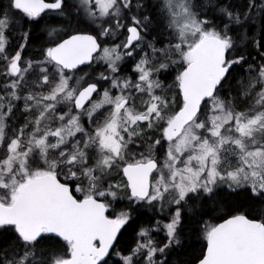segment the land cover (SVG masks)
<instances>
[{"label": "snow or ice", "instance_id": "snow-or-ice-1", "mask_svg": "<svg viewBox=\"0 0 264 264\" xmlns=\"http://www.w3.org/2000/svg\"><path fill=\"white\" fill-rule=\"evenodd\" d=\"M0 264H264V0L0 3Z\"/></svg>", "mask_w": 264, "mask_h": 264}, {"label": "trees", "instance_id": "trees-1", "mask_svg": "<svg viewBox=\"0 0 264 264\" xmlns=\"http://www.w3.org/2000/svg\"><path fill=\"white\" fill-rule=\"evenodd\" d=\"M5 2H6V0H0V3H5ZM237 2L238 3H243L244 0H237ZM35 35L37 37H40L41 39L43 38L42 35H41V32H40V29L39 28H37L35 30ZM36 43L38 45V42H36ZM32 50H34V49H32ZM252 55L255 57L256 56V53L253 52ZM169 79H171V78H169ZM121 179H122V174H121L119 180H121ZM74 194L78 198H82V196H81L80 193H77V192L74 191ZM114 207L118 211L120 209V207H121V204H116V205H114ZM108 214L109 215L112 214V209L109 210V213ZM206 219H210V217L209 218H206ZM214 222H219V221H214ZM163 236H164V233L163 232H160V234L158 236H156L155 238L159 240V239H162ZM127 239H128V234H125L124 240H121V244H120V247L121 248H123L124 246H126L125 245V240H127ZM202 250H204V241H203L202 236H192V237L189 238V243L185 247V249L183 250V252H182L181 255H182V258L184 260H193L195 257H197V256L200 255V253H201Z\"/></svg>", "mask_w": 264, "mask_h": 264}, {"label": "flooded vegetation", "instance_id": "flooded-vegetation-1", "mask_svg": "<svg viewBox=\"0 0 264 264\" xmlns=\"http://www.w3.org/2000/svg\"><path fill=\"white\" fill-rule=\"evenodd\" d=\"M33 52H34V50H32V49H29V50H28V54H32ZM23 55H25V53H22V56H23Z\"/></svg>", "mask_w": 264, "mask_h": 264}, {"label": "rangeland", "instance_id": "rangeland-1", "mask_svg": "<svg viewBox=\"0 0 264 264\" xmlns=\"http://www.w3.org/2000/svg\"><path fill=\"white\" fill-rule=\"evenodd\" d=\"M169 83H171V79H169V81H168ZM121 176V175H120ZM120 176H117V178H116V180H119L120 179ZM83 186V185H82ZM81 194V196H83V194L82 193H80Z\"/></svg>", "mask_w": 264, "mask_h": 264}, {"label": "water", "instance_id": "water-1", "mask_svg": "<svg viewBox=\"0 0 264 264\" xmlns=\"http://www.w3.org/2000/svg\"><path fill=\"white\" fill-rule=\"evenodd\" d=\"M74 194V193H73Z\"/></svg>", "mask_w": 264, "mask_h": 264}]
</instances>
